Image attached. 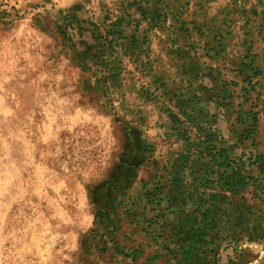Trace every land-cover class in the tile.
Instances as JSON below:
<instances>
[{
    "label": "rangeland",
    "instance_id": "obj_1",
    "mask_svg": "<svg viewBox=\"0 0 264 264\" xmlns=\"http://www.w3.org/2000/svg\"><path fill=\"white\" fill-rule=\"evenodd\" d=\"M0 264H264V0H0Z\"/></svg>",
    "mask_w": 264,
    "mask_h": 264
},
{
    "label": "trees",
    "instance_id": "obj_2",
    "mask_svg": "<svg viewBox=\"0 0 264 264\" xmlns=\"http://www.w3.org/2000/svg\"><path fill=\"white\" fill-rule=\"evenodd\" d=\"M212 141H214V143H215V135L212 137Z\"/></svg>",
    "mask_w": 264,
    "mask_h": 264
}]
</instances>
